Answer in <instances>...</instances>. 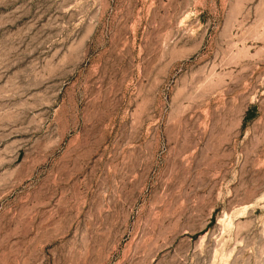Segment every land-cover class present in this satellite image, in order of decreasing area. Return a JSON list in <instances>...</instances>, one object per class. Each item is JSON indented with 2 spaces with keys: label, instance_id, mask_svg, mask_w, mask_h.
Listing matches in <instances>:
<instances>
[{
  "label": "rangeland",
  "instance_id": "obj_1",
  "mask_svg": "<svg viewBox=\"0 0 264 264\" xmlns=\"http://www.w3.org/2000/svg\"><path fill=\"white\" fill-rule=\"evenodd\" d=\"M0 264H264V0H0Z\"/></svg>",
  "mask_w": 264,
  "mask_h": 264
}]
</instances>
